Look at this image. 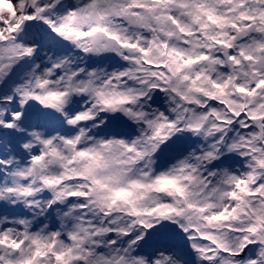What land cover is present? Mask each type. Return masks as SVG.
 Returning <instances> with one entry per match:
<instances>
[{"label":"snow or ice","instance_id":"1","mask_svg":"<svg viewBox=\"0 0 264 264\" xmlns=\"http://www.w3.org/2000/svg\"><path fill=\"white\" fill-rule=\"evenodd\" d=\"M0 264H264V0H0Z\"/></svg>","mask_w":264,"mask_h":264}]
</instances>
